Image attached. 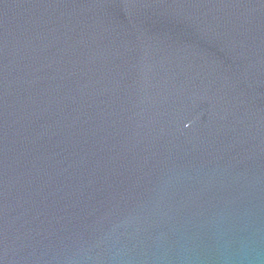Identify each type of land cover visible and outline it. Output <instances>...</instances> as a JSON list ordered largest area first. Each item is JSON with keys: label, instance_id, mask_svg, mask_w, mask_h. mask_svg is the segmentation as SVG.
Listing matches in <instances>:
<instances>
[{"label": "water", "instance_id": "1", "mask_svg": "<svg viewBox=\"0 0 264 264\" xmlns=\"http://www.w3.org/2000/svg\"><path fill=\"white\" fill-rule=\"evenodd\" d=\"M0 264H264V0H0Z\"/></svg>", "mask_w": 264, "mask_h": 264}]
</instances>
